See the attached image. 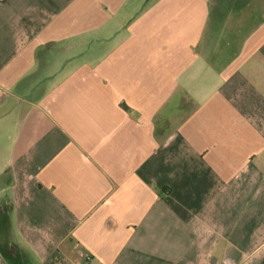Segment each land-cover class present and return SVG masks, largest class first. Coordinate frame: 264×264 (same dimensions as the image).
I'll list each match as a JSON object with an SVG mask.
<instances>
[{
	"label": "crops",
	"instance_id": "crops-1",
	"mask_svg": "<svg viewBox=\"0 0 264 264\" xmlns=\"http://www.w3.org/2000/svg\"><path fill=\"white\" fill-rule=\"evenodd\" d=\"M0 264H264V0H0Z\"/></svg>",
	"mask_w": 264,
	"mask_h": 264
},
{
	"label": "built area",
	"instance_id": "built-area-1",
	"mask_svg": "<svg viewBox=\"0 0 264 264\" xmlns=\"http://www.w3.org/2000/svg\"><path fill=\"white\" fill-rule=\"evenodd\" d=\"M87 260H90V257H87Z\"/></svg>",
	"mask_w": 264,
	"mask_h": 264
}]
</instances>
